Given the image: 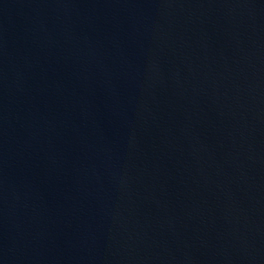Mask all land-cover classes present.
Masks as SVG:
<instances>
[{
  "label": "water",
  "instance_id": "water-1",
  "mask_svg": "<svg viewBox=\"0 0 264 264\" xmlns=\"http://www.w3.org/2000/svg\"><path fill=\"white\" fill-rule=\"evenodd\" d=\"M0 264H264V0H0Z\"/></svg>",
  "mask_w": 264,
  "mask_h": 264
}]
</instances>
